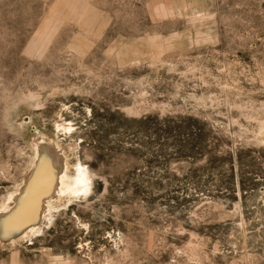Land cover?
<instances>
[{
	"label": "rangeland",
	"instance_id": "374dc122",
	"mask_svg": "<svg viewBox=\"0 0 264 264\" xmlns=\"http://www.w3.org/2000/svg\"><path fill=\"white\" fill-rule=\"evenodd\" d=\"M41 141L89 189L0 264H264V0H0V212Z\"/></svg>",
	"mask_w": 264,
	"mask_h": 264
},
{
	"label": "bare ground",
	"instance_id": "6f19581e",
	"mask_svg": "<svg viewBox=\"0 0 264 264\" xmlns=\"http://www.w3.org/2000/svg\"><path fill=\"white\" fill-rule=\"evenodd\" d=\"M38 148L43 155L38 154L37 156L35 168L32 171V178L28 183L26 182L27 184L23 190L13 195V199L18 202V208L14 209L10 206L9 208H3L0 212V218H4L7 222L17 213L16 210H21L18 213L22 214L24 222L29 219L40 220V217L47 214L49 209L54 207L51 204L54 198H60L61 196L67 198L73 194L77 196V193L81 192L80 194H82V192L87 191L90 185L86 169L82 168L81 163L77 164L74 175L69 176L67 174V162H65V166L63 165L64 162H62L63 148L56 145L54 148L52 141H41L38 144ZM69 149L73 152V146H70ZM57 151L59 154H57ZM50 155H54L57 158L59 164L57 168L52 166L53 160ZM50 193L52 196L50 195L49 197L48 194ZM47 195L48 197H46ZM44 197H46V200Z\"/></svg>",
	"mask_w": 264,
	"mask_h": 264
}]
</instances>
